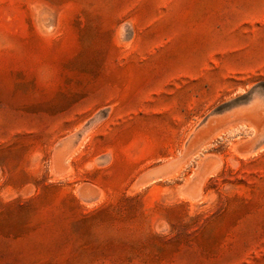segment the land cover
Segmentation results:
<instances>
[{
	"label": "rangeland",
	"instance_id": "obj_1",
	"mask_svg": "<svg viewBox=\"0 0 264 264\" xmlns=\"http://www.w3.org/2000/svg\"><path fill=\"white\" fill-rule=\"evenodd\" d=\"M0 264H264V0H0Z\"/></svg>",
	"mask_w": 264,
	"mask_h": 264
}]
</instances>
